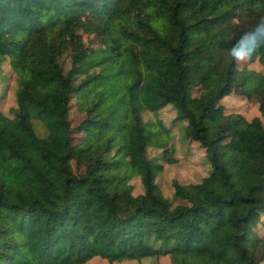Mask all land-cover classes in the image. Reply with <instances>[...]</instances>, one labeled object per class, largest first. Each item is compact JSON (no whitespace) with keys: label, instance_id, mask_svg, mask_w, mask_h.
Returning a JSON list of instances; mask_svg holds the SVG:
<instances>
[{"label":"trees","instance_id":"16d2710c","mask_svg":"<svg viewBox=\"0 0 264 264\" xmlns=\"http://www.w3.org/2000/svg\"><path fill=\"white\" fill-rule=\"evenodd\" d=\"M192 1L0 0V95L7 73L14 98L10 114L0 109V264H79L94 254L112 261L127 255L122 245L134 237L168 253V264H201L177 246L204 237L222 264H264V119L226 112L220 102L230 91L254 94L264 115V72L247 66L264 65V34L257 32L264 0H233L219 11L198 2L185 19L180 7ZM83 33L99 44H87ZM152 41L168 49L179 93L159 86L143 54ZM200 48L208 60L192 76L186 57ZM71 104L80 114L74 123ZM165 105L181 139L198 141L209 162L198 179L174 178L171 196L156 180L162 162L148 153L150 145L166 153L169 132L142 117L145 110L160 118ZM125 107L140 161L130 171L117 156L124 140L100 144L87 136V121L109 120ZM2 130L56 164L23 152Z\"/></svg>","mask_w":264,"mask_h":264},{"label":"rangeland","instance_id":"374dc122","mask_svg":"<svg viewBox=\"0 0 264 264\" xmlns=\"http://www.w3.org/2000/svg\"><path fill=\"white\" fill-rule=\"evenodd\" d=\"M233 0H194L190 3H186L180 7V14L188 19L191 17V12L195 9L198 2L202 3L203 6H212V11H219L227 7ZM168 39H172L173 32L169 31L166 34ZM84 40L90 46H96L99 44L98 40L83 33ZM143 54L148 58L149 62L153 64L159 75V86L167 91L179 93V84L176 79L177 67L170 60V53L165 45L157 41L147 43L143 48ZM238 58L242 60L244 54H239ZM190 63L189 71L192 76L198 75L206 65L208 60V53L205 48H200L192 51L189 56L186 57ZM250 68H254L261 72H264V65L258 60L251 61L248 65ZM3 71H5L3 69ZM6 74L7 87L4 95H0V109L10 114L11 109L9 106L14 102L12 94V82L13 77ZM2 88L0 85V93ZM246 97L244 94H239L234 91H230L220 98V102L224 105V110L228 111H239L247 118L258 114L262 120L264 119L263 113H260L258 105V97L255 96ZM96 110L101 116L105 114L103 105H98ZM172 110L168 105L163 106L158 112L160 118L155 117L151 112L143 110L142 117L153 122L160 127L164 126L167 128V146L166 153L163 154V147L161 149L155 148V146H148V153L151 157H156L162 162L163 168L156 175V180L164 194L171 196L172 193V181L174 178L179 181L195 180L198 179L202 174L206 173L209 168V162L206 157L204 148L198 141H186L181 139V127L178 122H172L170 115ZM71 121L77 122L80 118L76 106L71 104V110L69 115ZM160 119L161 124L157 122ZM130 120L129 107H125L121 113L114 118L106 121L99 122H88L87 136L89 139L94 140L100 144H104L109 138L114 136L124 140L122 148L118 153L120 165L125 167L128 171L134 170L139 167L140 161L137 155L136 145L133 141L131 131L128 126ZM33 126L38 134H44L47 128L43 121L38 117L32 118ZM2 132L8 135L15 145H17L25 153H33L42 157L47 164H56L55 158L40 149H29L27 145L21 142L17 136L10 130H2ZM172 142V143H171ZM169 145V146H168ZM134 184L133 192L139 189L140 181L137 176L132 177ZM258 193L264 195V185L258 189ZM118 212L120 214L125 213L128 207L120 196L117 201ZM264 220V213L262 214ZM261 230L264 231V226L261 224ZM208 238L204 237L197 242L191 241H180L178 248L181 253L187 257L197 258L201 264H222L221 262L212 259L208 253ZM123 252L125 255L120 259H113L110 261L107 257L99 254H94L84 262L79 264H168L170 257L168 253H159L153 250L151 247H146L140 238L134 237L130 244L123 243Z\"/></svg>","mask_w":264,"mask_h":264},{"label":"clouds","instance_id":"9594fccd","mask_svg":"<svg viewBox=\"0 0 264 264\" xmlns=\"http://www.w3.org/2000/svg\"><path fill=\"white\" fill-rule=\"evenodd\" d=\"M257 32H261L262 34H264V23H262L258 29ZM233 55H237V50L235 48L232 49Z\"/></svg>","mask_w":264,"mask_h":264}]
</instances>
